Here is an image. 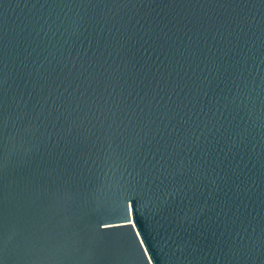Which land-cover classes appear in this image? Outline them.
I'll list each match as a JSON object with an SVG mask.
<instances>
[{"label": "water", "instance_id": "95a60500", "mask_svg": "<svg viewBox=\"0 0 264 264\" xmlns=\"http://www.w3.org/2000/svg\"><path fill=\"white\" fill-rule=\"evenodd\" d=\"M0 264H264V0H0Z\"/></svg>", "mask_w": 264, "mask_h": 264}]
</instances>
